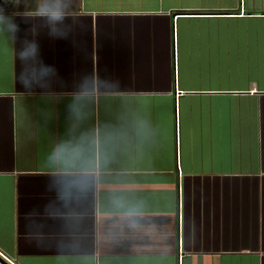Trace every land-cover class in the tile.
I'll return each instance as SVG.
<instances>
[{"label": "crops", "instance_id": "obj_1", "mask_svg": "<svg viewBox=\"0 0 264 264\" xmlns=\"http://www.w3.org/2000/svg\"><path fill=\"white\" fill-rule=\"evenodd\" d=\"M40 2L0 0L1 263L264 264V0Z\"/></svg>", "mask_w": 264, "mask_h": 264}, {"label": "rangeland", "instance_id": "obj_2", "mask_svg": "<svg viewBox=\"0 0 264 264\" xmlns=\"http://www.w3.org/2000/svg\"><path fill=\"white\" fill-rule=\"evenodd\" d=\"M247 24L254 26V28H264V22L261 21H246ZM213 24V23H212ZM215 26H218L219 28H226V23L224 21H220V22H214ZM230 28H237V24L233 23V22H229L228 23ZM236 40L233 38H228V41L224 39L225 43H228V46L231 47L232 49H234L232 52H230L229 50H227V56L226 54H224L223 56H221L218 61L219 62H223V63H227L226 65H223L222 68L220 69H216L213 70V75L214 78H219L220 81H222L223 83L229 82L230 80H234L236 78V76L238 75V63H242L244 61L250 60V62L253 61V59H242L238 62L237 60V56H236V52H237V48H236ZM212 45V47H214V49L217 51L222 50L224 52V47H223V42L220 39L219 42H215V44L212 42L210 43ZM262 45H264L263 43H260V52L259 54H257L255 57H257L258 59H256V61H259L261 64L264 65V48L262 47ZM220 54H217V56ZM242 55L247 57V53H242ZM215 56V55H214ZM253 56V53H251L250 57ZM249 62V63H250ZM246 72H254L256 75H261L262 78H264V67L260 68V69H255V70H250V69H245ZM250 74L247 73V76H249ZM253 75V74H252ZM252 75L250 77H252Z\"/></svg>", "mask_w": 264, "mask_h": 264}, {"label": "clouds", "instance_id": "obj_3", "mask_svg": "<svg viewBox=\"0 0 264 264\" xmlns=\"http://www.w3.org/2000/svg\"><path fill=\"white\" fill-rule=\"evenodd\" d=\"M62 0H41L40 8L43 13L51 20H59L62 17ZM5 13L0 9V18H3Z\"/></svg>", "mask_w": 264, "mask_h": 264}, {"label": "built area", "instance_id": "obj_4", "mask_svg": "<svg viewBox=\"0 0 264 264\" xmlns=\"http://www.w3.org/2000/svg\"><path fill=\"white\" fill-rule=\"evenodd\" d=\"M3 256V255H2ZM4 257V256H3ZM10 264H13V262L10 260V259H8V258H6V257H4ZM0 264H3V263H1V261H0Z\"/></svg>", "mask_w": 264, "mask_h": 264}, {"label": "water", "instance_id": "obj_5", "mask_svg": "<svg viewBox=\"0 0 264 264\" xmlns=\"http://www.w3.org/2000/svg\"><path fill=\"white\" fill-rule=\"evenodd\" d=\"M3 264H7V263H5V262H2Z\"/></svg>", "mask_w": 264, "mask_h": 264}]
</instances>
